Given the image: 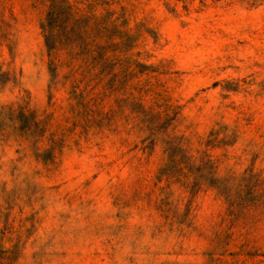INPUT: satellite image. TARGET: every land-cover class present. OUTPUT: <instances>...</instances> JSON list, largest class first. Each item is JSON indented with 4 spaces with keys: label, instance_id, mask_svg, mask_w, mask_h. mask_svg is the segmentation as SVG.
Wrapping results in <instances>:
<instances>
[{
    "label": "rangeland",
    "instance_id": "obj_1",
    "mask_svg": "<svg viewBox=\"0 0 264 264\" xmlns=\"http://www.w3.org/2000/svg\"><path fill=\"white\" fill-rule=\"evenodd\" d=\"M0 264H264V0H0Z\"/></svg>",
    "mask_w": 264,
    "mask_h": 264
}]
</instances>
